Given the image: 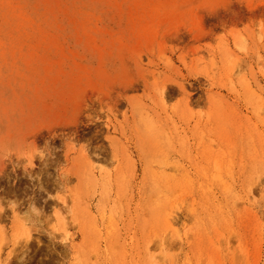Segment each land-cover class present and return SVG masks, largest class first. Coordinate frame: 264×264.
<instances>
[{
	"label": "rangeland",
	"instance_id": "1",
	"mask_svg": "<svg viewBox=\"0 0 264 264\" xmlns=\"http://www.w3.org/2000/svg\"><path fill=\"white\" fill-rule=\"evenodd\" d=\"M0 264H264V0H0Z\"/></svg>",
	"mask_w": 264,
	"mask_h": 264
},
{
	"label": "bare ground",
	"instance_id": "2",
	"mask_svg": "<svg viewBox=\"0 0 264 264\" xmlns=\"http://www.w3.org/2000/svg\"><path fill=\"white\" fill-rule=\"evenodd\" d=\"M11 6H12V5H11ZM24 13H25V12H24ZM24 17H25V16H24ZM49 104H50V103H49ZM52 112H53V111H52ZM90 149H91V148H90ZM88 151H89V150H88ZM95 156H96V155H95ZM88 158H89V157H88ZM168 179H169V178H168ZM168 179H167V180H168ZM163 181H164V179H163ZM167 183L170 184V182H167ZM163 184H165V183L163 182ZM169 184H168V185H169ZM216 184H217V183H216ZM168 185L166 184V191H168V190H167V189H168V188H167ZM171 185H172V184H171ZM179 187H181V186H179ZM162 189H163V188H162ZM176 190H178V189H176ZM159 191H160V190H159ZM173 191H174V190H173ZM157 193L159 194V192H157ZM174 193H175V192H174ZM176 193H177V192H176ZM167 194H168V193H167ZM161 195H162V194H161ZM165 195H166V194H165ZM166 196H167V195H166ZM171 196H173V195H171ZM171 196L169 195V197H171ZM167 198H168V197H167ZM171 198H172V197H171ZM158 199H159V198H158ZM160 199H162V198H160ZM168 200H169V199H168ZM166 201H167V200H166ZM171 201H172V200H171ZM171 201H170V202H171ZM160 204H161V203H160ZM160 204H159V205H160ZM161 206H162V204H161ZM161 206H160V207H161ZM164 207H165V206H164ZM166 207H167V206H166ZM150 208H151V207H150ZM168 208H169V207H168ZM170 208H171V207H170ZM164 210H165V209H164ZM147 211H148V210H147ZM149 211H150V210H149ZM152 211H153V209H152ZM154 211H155V208H154ZM158 211H159V212L157 213V209H156V214L159 215V213H161L162 211L160 212V209H159ZM167 211H168V210H167ZM164 212H165V211H164ZM168 212H169V211H168ZM168 212H167V214H168ZM154 213H155V212H154ZM154 213H152V214H154ZM148 214L151 216V212H148ZM156 214H155L154 216H156ZM163 215H164V214H163ZM211 215H212V214H211ZM157 217H158V216H157ZM164 217H165V216H164ZM153 218H154V217H153ZM162 219H163V216H162ZM164 219H165V218H164ZM153 220H154V219H153ZM160 220H161V219H159V221H160ZM169 220H170V219H169ZM161 221H162V220H161ZM164 223H165V222H164ZM158 224L161 225L162 223L160 222V223H158ZM165 224H166V223H165ZM167 224H170V223L168 222V220H167ZM171 224H172V223H171ZM171 224H170V226H171ZM163 227H164V226H163ZM165 227H166V226H165ZM165 229H166V228H165Z\"/></svg>",
	"mask_w": 264,
	"mask_h": 264
}]
</instances>
